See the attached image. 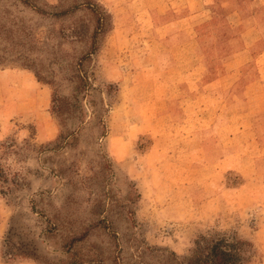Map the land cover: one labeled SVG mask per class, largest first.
I'll return each instance as SVG.
<instances>
[{
	"label": "rangeland",
	"instance_id": "obj_1",
	"mask_svg": "<svg viewBox=\"0 0 264 264\" xmlns=\"http://www.w3.org/2000/svg\"><path fill=\"white\" fill-rule=\"evenodd\" d=\"M96 1L111 28L85 59L87 11L55 20L0 0V71L29 74L7 79L26 90L0 88L1 262L174 264L219 231L264 264V56L243 43L255 31L215 5L185 44L167 24L184 0Z\"/></svg>",
	"mask_w": 264,
	"mask_h": 264
},
{
	"label": "trees",
	"instance_id": "obj_2",
	"mask_svg": "<svg viewBox=\"0 0 264 264\" xmlns=\"http://www.w3.org/2000/svg\"><path fill=\"white\" fill-rule=\"evenodd\" d=\"M17 1L39 14L51 16L55 20L66 19L81 10L91 14L93 23L87 35L89 43L83 55L85 59H89L98 50L100 36L111 28V14L96 0H58L55 4H50L46 1L41 2L40 0ZM79 36L80 34L74 30L69 33V37L73 39H77ZM1 60L0 58V63L2 62ZM22 64L26 65L25 63ZM37 80L44 82L39 76ZM71 135H73L72 132L66 136L59 133L52 148L59 149L66 143L71 142L69 139ZM127 220L131 227L135 226V219L131 211L127 215ZM95 225H98V223ZM101 227L107 228L108 225L104 223ZM87 234L88 231L85 230L77 236L70 237L65 243L64 250L73 254L71 252L73 245L86 238ZM258 257H260V253L251 240L240 236L236 232L213 231L197 234L193 239L190 254L179 261L175 259L174 264H252ZM66 264H81V261L77 260L76 257H72Z\"/></svg>",
	"mask_w": 264,
	"mask_h": 264
},
{
	"label": "crops",
	"instance_id": "obj_3",
	"mask_svg": "<svg viewBox=\"0 0 264 264\" xmlns=\"http://www.w3.org/2000/svg\"><path fill=\"white\" fill-rule=\"evenodd\" d=\"M253 5L250 8H246L241 3H246L247 0H184L180 9H176L177 14L172 17L169 21L171 26L176 28V31L171 32V36L182 35L184 36L185 44L188 42L192 43L193 41L198 42L200 32H198V27L206 23L208 19H216L215 11L213 10L214 6L217 5L220 9L224 10L225 18L231 23V27H240L245 25L249 32L255 31L254 35L251 37H245L243 43L250 44L252 47H256L258 53L256 56H264V0H248ZM233 5V6H231ZM213 7V8H212ZM181 8H184L186 11L182 15L180 14ZM225 10H227L225 12ZM234 17V20H230ZM219 18V17H218ZM248 24V25H247ZM168 26V25H166ZM165 27V26H164ZM245 29L244 27L242 30ZM244 35L239 37V40H242ZM237 41V40H236ZM259 57V56H258ZM264 58V57H263ZM260 58L258 59V61ZM257 61V59H256ZM264 62V59L263 61ZM28 71L18 70V69H4L0 71V88L1 91H13L15 93L19 90H26V87L21 86L17 81L14 83L8 82V77H13L14 79L21 78V76L27 75ZM29 75V74H28ZM262 74H259L258 78L251 80L250 87H253L256 83H261L260 77ZM31 88L36 87V83L30 84ZM14 95V94H13ZM13 99V97H12ZM18 99L16 98L14 102ZM42 133V134H41ZM41 135H44L43 131H39V138L44 139ZM2 225L0 224V239L2 234ZM0 264H33L30 261H17V262H1Z\"/></svg>",
	"mask_w": 264,
	"mask_h": 264
}]
</instances>
